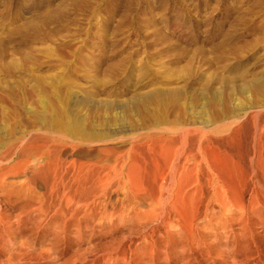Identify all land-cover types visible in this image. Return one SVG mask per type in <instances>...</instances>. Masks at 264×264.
Instances as JSON below:
<instances>
[{"label": "rangeland", "instance_id": "1", "mask_svg": "<svg viewBox=\"0 0 264 264\" xmlns=\"http://www.w3.org/2000/svg\"><path fill=\"white\" fill-rule=\"evenodd\" d=\"M250 103L264 104V0H0V139L3 141L31 132L41 136L31 141L34 149L49 146L51 142L47 140L55 137L48 131L52 122L58 117L67 121L73 114L86 120L88 128L91 123V129L104 131L105 141L94 149L100 158L109 161L128 148L122 143L123 136L150 132L154 128V116L159 114L161 127L158 125L155 131L167 123L171 128L178 125L173 122L185 121L179 125L186 123L195 129L194 141L201 137L197 144H205L209 151L216 149L219 157L223 154L226 158L220 157L223 161L228 160L235 167L240 159L241 164L247 160L250 150L247 135L251 137L254 124H264L261 122L264 107H260L254 124L243 122L247 125L245 129L242 121L239 124L242 117V113H236L239 104ZM116 119L121 121L118 123ZM231 121L237 123L232 125ZM215 122L220 123L218 128L213 127ZM115 123L122 125L119 129L132 127L133 130L122 133ZM205 123L207 128L203 126ZM168 125L165 127L169 128ZM220 127L227 131L222 133ZM197 129L206 132L200 136ZM234 129L241 134L234 133ZM4 208L6 214L0 222L13 228L10 241L5 237L4 248L14 245L21 252L34 254L51 238V226L36 231L34 226L39 220L35 218L15 224L14 210L8 211L11 208L6 205ZM198 225L206 226L204 231L209 234V244H204L200 252L192 250L193 253L183 255L166 250L159 254V259L155 256L153 263L264 264V229L258 228L252 240H244L237 232L227 238L217 235L215 230H209L211 226L203 218ZM136 228L135 223H125L102 228L95 235L87 232L73 248L84 251L91 245L121 236L124 244L130 243L133 248L141 235ZM54 258L33 262L62 264L65 257ZM0 260L17 264L14 262L18 259L15 253L4 251Z\"/></svg>", "mask_w": 264, "mask_h": 264}, {"label": "bare ground", "instance_id": "2", "mask_svg": "<svg viewBox=\"0 0 264 264\" xmlns=\"http://www.w3.org/2000/svg\"><path fill=\"white\" fill-rule=\"evenodd\" d=\"M260 107H264V104H239V107H236V113H242L239 124L241 121L242 125L247 121L254 124ZM103 108L107 111L106 106ZM46 115H49L48 112ZM76 116L70 114L67 121H62L63 119L58 117V120L52 122L48 131L55 137L47 140L51 142H48L49 146L46 144L42 148L34 149L31 141L34 142L39 135H33L31 132H26L30 136L28 139L27 134L20 131L21 134L17 133L18 135L10 138L12 141L0 139V220L6 214L4 208L6 205L11 208L8 211L14 210L15 224L24 219L35 218L39 220L34 226L36 231L51 226V238L44 242L45 245L36 253L31 254L21 252L14 245L10 249L4 248L5 237L10 241L13 228L10 224L4 225L0 222V257L3 258V252L6 251L16 254L18 260L14 263L17 264H34L33 260L53 257H58V260L65 257L64 261L61 260L64 262L62 264H154V259L156 257L159 259V254L166 253V250L183 255L189 254L192 250L200 252L209 238L208 232L204 231L206 226L198 225L199 219L202 218L211 226L209 230H215L217 235L221 234L225 238L232 237L237 232L244 240H252L258 228L264 229V124L260 123L259 126L254 124L251 133L249 131L251 137L247 135L250 138L249 154L245 157L247 160L242 159L244 163L241 164L240 159L234 167L232 164L229 165L228 160L223 161L220 158L223 154L219 157L214 151L216 149L211 148L209 151L206 150L208 148L204 146L205 144L203 146L197 144L196 140L199 143L201 137L194 141L195 129L192 130L186 123L180 126V122H173L178 125L171 128L165 123L169 128L165 125L163 126L165 128L155 131L160 122V116L157 118L156 115L154 119L152 118L153 122L149 120L154 127L150 132L146 130L143 134L140 129V132L136 134L130 132L131 134L125 138L122 135V143L128 145V148L122 152L123 154L120 152L123 149L119 151L120 154L116 152L118 157L115 155L110 159L112 161H108L106 158H100L94 149L97 144L105 141L104 131L98 132V128L91 129L93 126L91 123L92 126L88 125L90 127L88 128L86 120L85 124L82 118ZM198 117L201 119L203 116ZM203 119L205 120V117ZM87 120L89 121L88 118ZM231 123L234 125L233 123L237 121ZM219 124L215 122L213 127L218 128ZM246 124L241 127L245 129ZM204 125L206 126V123ZM94 126L97 127L96 124ZM120 126L122 127L117 125L118 129ZM136 127L138 126L135 122ZM220 129L222 130V127ZM129 130L133 128L119 129L122 133L126 131L128 133ZM223 130L222 133L227 131ZM202 132L199 133L200 136ZM236 132L241 134V131ZM109 136L111 137L110 134ZM235 138L234 136V140ZM247 143L246 145H249ZM107 146L110 148L111 145ZM144 150L147 153L146 158L142 155L145 153ZM57 151L59 152L56 154ZM111 155L110 158L113 157ZM125 223H135L138 233L141 234L133 248L130 243L124 244L122 236L117 237L118 240L114 237L115 239L112 238L106 243L91 245L87 250H84L86 249L84 247V251H80L82 248L80 250L73 248V244L88 233L95 235L100 233L102 228ZM0 264L5 262L0 260Z\"/></svg>", "mask_w": 264, "mask_h": 264}]
</instances>
